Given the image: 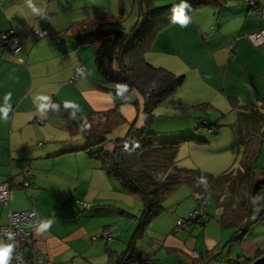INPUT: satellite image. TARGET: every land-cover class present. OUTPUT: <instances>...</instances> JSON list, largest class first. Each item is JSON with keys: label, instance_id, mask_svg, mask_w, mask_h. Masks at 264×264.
I'll use <instances>...</instances> for the list:
<instances>
[{"label": "crops", "instance_id": "0c3cea01", "mask_svg": "<svg viewBox=\"0 0 264 264\" xmlns=\"http://www.w3.org/2000/svg\"><path fill=\"white\" fill-rule=\"evenodd\" d=\"M193 1L198 0H158L166 2L160 3L163 8ZM210 1L188 18L187 26L178 22L162 32L145 60L184 77L183 85L166 103L168 108L173 104L186 121L190 117L184 113H195L191 108L206 105L201 110L206 111L202 121L216 123L220 128L210 139L205 130L198 128L200 121L196 128L186 123L178 131H162L157 125L154 130L194 134L207 141L206 145L184 144L179 154L183 149L190 165L219 176L233 169L238 159L237 106L264 101V46L256 47L248 38L264 29V19L251 15L248 0ZM69 2L0 0V31L14 30L26 44L22 63L10 52L0 55V180L10 182L13 191L10 205L0 204V227L8 225L10 212L36 210L43 224L33 232L35 253L29 264H118L125 254L122 243L127 229H111L110 239L100 236L101 241L96 242L91 237L90 224L100 216H88L90 210L72 204L81 200L94 204L92 209L99 212L117 204L118 199L125 201L127 192L117 189V181L107 177L98 158H89L84 152L64 154L86 144L78 142L79 147L63 151L54 130L69 136L80 135L66 128L67 109H60L62 105L84 116L119 110L125 121L121 124L123 131L128 132L133 124L142 128L143 100L138 94L126 100L103 91L98 86L101 76L90 60L92 48L79 46L76 38L63 35L76 24L95 28L102 22L118 19L116 14L101 16L89 12L94 17L86 19L83 8L76 16L70 12L62 16L64 11L71 10ZM255 2L264 10V0ZM121 5L124 6V0ZM33 31L45 32L47 36L27 41ZM79 65L86 67L87 74L76 78ZM136 101L139 107L133 105ZM78 154L90 160L89 167L84 166L86 171L77 180L66 178L64 159ZM180 163L189 168L183 161ZM26 170L33 173L28 189L23 187ZM88 176L91 183L84 182ZM258 180L264 183L261 165ZM84 186L88 188L76 194ZM53 192L57 195L52 196ZM197 200L187 186L169 196L163 203V214L151 225L150 240L147 239L150 248L141 239L128 263L143 264L148 260V264H162L155 259L164 250L181 257L182 264H256L264 260V222L254 226L245 238L232 242L234 231L223 228L221 211L213 207L214 202L207 209L206 223L201 229L187 226L183 236H174L178 219L195 210ZM258 203L264 211V191Z\"/></svg>", "mask_w": 264, "mask_h": 264}, {"label": "trees", "instance_id": "16d2710c", "mask_svg": "<svg viewBox=\"0 0 264 264\" xmlns=\"http://www.w3.org/2000/svg\"><path fill=\"white\" fill-rule=\"evenodd\" d=\"M138 1L140 13L130 32L125 31L122 19L118 18L102 22L95 28L76 24L63 35L76 38L79 46L92 48L101 76L98 86L103 91L126 100L136 94L142 98L144 125L137 128L133 124L124 138L110 141L109 135L125 122L119 110L84 116L62 105L60 109H67L66 128L82 135L86 142L82 149L64 154L84 152L89 158L100 159L108 178L117 181L128 194L141 199L139 240L144 238L147 227L163 214L167 198L180 187L187 186L197 199L213 198L214 206L221 211V225L234 231L232 242H236L264 222V211L258 203L264 191V183L258 180L264 149V101L236 108L239 153L233 169L215 176L198 168L183 167L178 158L180 148L187 143L206 145L208 142L194 134L174 135L154 130L157 109L179 90L184 77L154 67L145 59L158 36L178 23L174 22L176 13L182 11L189 18L211 1L198 0L158 9L154 7L155 0ZM133 105L139 107L137 101ZM205 108L206 105L191 109L201 111ZM198 128L206 132L209 128L215 129L212 134L207 132L210 136L218 134L220 129L216 123L208 121H201ZM107 143H112V148H108ZM132 258L133 255L125 253L118 264Z\"/></svg>", "mask_w": 264, "mask_h": 264}, {"label": "rangeland", "instance_id": "374dc122", "mask_svg": "<svg viewBox=\"0 0 264 264\" xmlns=\"http://www.w3.org/2000/svg\"><path fill=\"white\" fill-rule=\"evenodd\" d=\"M121 3H122V0H70L69 7L71 8V10H67L66 12L64 11L62 16H64V15L66 16L68 14V12H70L71 15L74 14V16H76L80 13V11L83 8H85L86 12H87L86 19H88L90 17H94V16L90 15V13H92L94 15H101V16H110V15H113L115 13L117 18L122 19L125 31L130 32L135 27L136 22L138 20V16L140 13L139 1L138 0H124V6H122ZM160 3H166V2H160ZM160 3L158 2V0H155L154 7L156 9H158V7L163 8L162 6H160L161 5ZM90 60L92 62H94L92 49H91ZM94 66H95V63H94ZM95 68H96V66H95ZM170 101H171V98L167 102L169 103ZM167 102L163 103L156 111V120H155L154 125H157L159 127L158 129H160L162 131H178L186 123H187V125L191 126L192 128H196L198 123H200L202 120H204V118H203L204 116L202 115V113H204L206 111H197L196 110V111H193L195 113H189V114L184 113L186 116L190 117L188 120L184 121L180 118V117H182L181 111H178L173 106V104L171 105V109L168 108L166 105ZM209 113H211V112H209ZM199 119H201V120H199ZM122 126L123 125L119 126L118 127L119 129L114 131L113 134L109 135L110 141L122 139L127 135L126 134L127 132L123 131ZM54 133H55V135H57V137H59L60 144L64 146L62 148L63 151L66 149L73 148V147H79L77 145L78 142H80L81 144H84V145L86 144L85 140L80 135L69 136L66 133H63L62 131H59V129H57V130L55 129ZM206 135L210 139L211 136L208 134H206ZM107 146H108V148H112V143H107ZM48 148L49 147L44 148V149H48ZM263 151H264V149H263ZM263 151H262V156H261L260 161H259V165H261V166H264V159L262 158L263 157ZM94 152H97V151L94 150ZM83 154H86V153H83ZM86 155L88 156V154H86ZM76 156L77 157H71V158L64 159V163L67 167V171H65L67 174L66 178L67 177H73V178H75V180H77L76 177H78V175L80 173H83L86 171L84 169V166L87 165L89 167L87 162H89L90 160L87 157H85L82 154H78ZM97 160L99 161V163L101 165V169H102L101 160L100 159H97ZM179 160L183 161L184 165H186L189 168L194 167V168L199 169V167L198 166L195 167L194 164L190 165L189 159L187 158V156H184L183 149L179 154ZM96 166H97V168H99V166L97 164H96ZM84 182L91 183L90 176H88V178L85 177ZM93 184H96V180H94ZM115 184H117V186H118L117 189L121 188L124 191L123 187L118 182ZM78 185H83V184H78ZM87 188H88V186L79 187V190L76 192V194L84 192ZM69 193H71V192H69ZM125 194H126L125 196L127 197V199H125V201L118 199L117 204H112V207L110 206L109 209L99 211V212H96L94 209H92V210H90L91 212L88 211V213H90V214H87V215L90 216L93 214L92 216H94V217L100 216L99 218L92 219L91 224H90L91 237L96 238V240H97L96 242L101 241L99 236H102L104 232H107L111 237V234H110L111 229L113 231H115V230H120L121 227L126 228L128 232L125 233L126 236H125V239L123 240L122 248L125 249L124 253L131 255L134 252V248L137 245V243L141 242V240H139L137 238V236H138V234H140V232L142 230L141 212L143 211V203L138 196L129 195L127 193H125ZM56 195L57 194L55 192L52 193V196H56ZM211 198L212 197L208 198L210 201H209V206L207 209H211V207H212L211 203L213 204V199H211ZM73 202H74V204H72L73 207L77 208V206L80 205V207H82L83 210L85 209L83 207L82 203H86V202L81 201V200H76V201L74 200ZM92 206L94 207V204ZM95 207H97V205H95ZM213 207H214V205H213ZM196 208H197V206H196ZM192 212H194V210ZM192 212H190V214L187 217L179 218V219L188 220L190 215L192 214ZM153 223H154V221L151 223V225ZM151 225H149L147 227V232H145L144 238H143V241L147 242V244L146 245L144 244V245L148 248H150V241H147V239L150 240L148 234H150ZM105 228H107V229H105ZM173 235L174 236H179V235L183 236L182 232L180 234H177V235H175L173 233ZM103 240H106V239H103ZM158 258L159 259H155V260L156 261L160 260L162 264H182V258L181 257L175 256V255H169L166 250H164L163 253L159 254Z\"/></svg>", "mask_w": 264, "mask_h": 264}, {"label": "built area", "instance_id": "2783aa9c", "mask_svg": "<svg viewBox=\"0 0 264 264\" xmlns=\"http://www.w3.org/2000/svg\"><path fill=\"white\" fill-rule=\"evenodd\" d=\"M252 5V16L264 19V10L257 7L254 0H248ZM45 32L33 31L29 33L27 41L33 38H45ZM250 41L256 47L264 46V29L258 33L248 35ZM25 42L17 37L14 30L8 32L0 31V55L5 52L12 53L17 61L22 63L25 52ZM232 46V45H231ZM87 74V69L84 65H79L75 69V77L79 78ZM208 134L215 132V129L209 128ZM33 173L31 170H26L23 173V187L28 189L31 186V177ZM209 197L199 198L197 201V208L192 212L188 220L178 219L174 234L181 233L185 227H195L201 229L207 218V208L209 206ZM13 199V191L10 182L0 180V204L8 207ZM86 210H91L93 207L86 203H82ZM9 223L6 226L0 227V251L10 249L7 257V264H29L30 257L35 253L33 232L42 226V220L36 210H29L26 212H10ZM105 239H110V235L104 232L102 235ZM100 237V236H99ZM96 240V238H93ZM40 257V256H39ZM132 260V259H131ZM143 264H148V260L142 261ZM123 264H129L126 259ZM237 264V263H232Z\"/></svg>", "mask_w": 264, "mask_h": 264}, {"label": "clouds", "instance_id": "9594fccd", "mask_svg": "<svg viewBox=\"0 0 264 264\" xmlns=\"http://www.w3.org/2000/svg\"><path fill=\"white\" fill-rule=\"evenodd\" d=\"M178 17H180L181 19H178ZM174 22H179L181 24V26H187L189 21H188V18L181 11V12L176 13V15L174 16ZM6 250H7V252L5 254V258L0 259V264H7V257H8V253H9L10 249H6Z\"/></svg>", "mask_w": 264, "mask_h": 264}, {"label": "snow or ice", "instance_id": "6c2138e0", "mask_svg": "<svg viewBox=\"0 0 264 264\" xmlns=\"http://www.w3.org/2000/svg\"><path fill=\"white\" fill-rule=\"evenodd\" d=\"M178 19H181L180 17H178ZM7 250H3V251H0V259H4L5 258V254H6Z\"/></svg>", "mask_w": 264, "mask_h": 264}, {"label": "water", "instance_id": "95a60500", "mask_svg": "<svg viewBox=\"0 0 264 264\" xmlns=\"http://www.w3.org/2000/svg\"><path fill=\"white\" fill-rule=\"evenodd\" d=\"M256 264H264V260L257 262Z\"/></svg>", "mask_w": 264, "mask_h": 264}]
</instances>
